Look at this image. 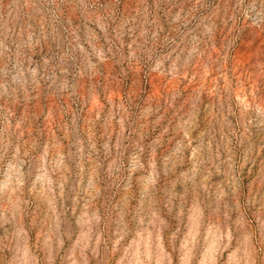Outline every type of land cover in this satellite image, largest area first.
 I'll return each mask as SVG.
<instances>
[{
    "label": "rangeland",
    "instance_id": "rangeland-1",
    "mask_svg": "<svg viewBox=\"0 0 264 264\" xmlns=\"http://www.w3.org/2000/svg\"><path fill=\"white\" fill-rule=\"evenodd\" d=\"M0 264H264V0H0Z\"/></svg>",
    "mask_w": 264,
    "mask_h": 264
}]
</instances>
